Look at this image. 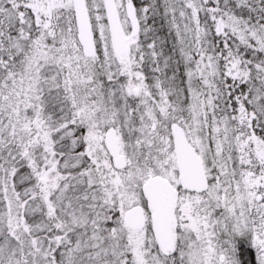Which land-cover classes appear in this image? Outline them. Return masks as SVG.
<instances>
[{
	"label": "snow or ice",
	"instance_id": "6c2138e0",
	"mask_svg": "<svg viewBox=\"0 0 264 264\" xmlns=\"http://www.w3.org/2000/svg\"><path fill=\"white\" fill-rule=\"evenodd\" d=\"M0 264H264V0H0Z\"/></svg>",
	"mask_w": 264,
	"mask_h": 264
}]
</instances>
